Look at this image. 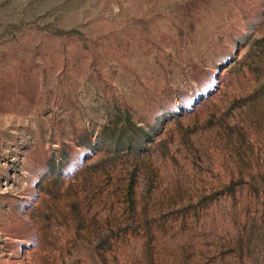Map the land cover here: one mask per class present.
<instances>
[{
	"label": "rangeland",
	"instance_id": "374dc122",
	"mask_svg": "<svg viewBox=\"0 0 264 264\" xmlns=\"http://www.w3.org/2000/svg\"><path fill=\"white\" fill-rule=\"evenodd\" d=\"M0 264H264V0H0Z\"/></svg>",
	"mask_w": 264,
	"mask_h": 264
}]
</instances>
